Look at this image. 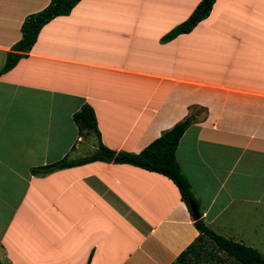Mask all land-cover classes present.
Instances as JSON below:
<instances>
[{
	"label": "crops",
	"instance_id": "0c3cea01",
	"mask_svg": "<svg viewBox=\"0 0 264 264\" xmlns=\"http://www.w3.org/2000/svg\"><path fill=\"white\" fill-rule=\"evenodd\" d=\"M79 0L8 70L23 18L48 0H0V264H170L198 235L175 185L95 159L137 153L190 117L174 158L214 233L264 257V0ZM93 110L98 136L72 114ZM114 157V156H113Z\"/></svg>",
	"mask_w": 264,
	"mask_h": 264
},
{
	"label": "trees",
	"instance_id": "16d2710c",
	"mask_svg": "<svg viewBox=\"0 0 264 264\" xmlns=\"http://www.w3.org/2000/svg\"><path fill=\"white\" fill-rule=\"evenodd\" d=\"M78 1L79 0H48V3L42 9L27 14L20 24V38L12 45L13 52H8L6 54L1 70L6 71L10 69L16 61L30 49L43 24L56 16L67 15ZM213 1L214 0H199L190 14L183 21L165 33L163 37H161V41L170 40L177 34L191 30L197 22L208 15ZM72 120L75 123L78 132L84 130L92 132L98 136L93 110L88 104H82L80 108L72 114ZM190 122V117H186L181 121L176 122L168 130L162 132L139 152L130 153L118 151L115 153L112 160L117 163H127L148 171L162 174L175 185L180 199L188 210L189 201L195 205L198 218L194 219L192 217V223L197 230L198 235L193 242L187 245V247L179 253L175 258L176 260L183 258L184 255L192 251L194 247L193 243L195 241H201L203 238H208L215 248L230 257L234 264H264V257L256 249L214 233L205 225L200 217L198 205L191 194L187 181L180 173L174 158V151L177 142ZM99 146L102 147L100 143ZM95 159L104 158L100 156H89L75 160L62 158L49 165L32 168L31 171L34 173L37 171L47 173L54 169L81 164Z\"/></svg>",
	"mask_w": 264,
	"mask_h": 264
},
{
	"label": "rangeland",
	"instance_id": "374dc122",
	"mask_svg": "<svg viewBox=\"0 0 264 264\" xmlns=\"http://www.w3.org/2000/svg\"><path fill=\"white\" fill-rule=\"evenodd\" d=\"M193 250L171 264H234L222 251H218L208 238L193 243Z\"/></svg>",
	"mask_w": 264,
	"mask_h": 264
},
{
	"label": "water",
	"instance_id": "95a60500",
	"mask_svg": "<svg viewBox=\"0 0 264 264\" xmlns=\"http://www.w3.org/2000/svg\"><path fill=\"white\" fill-rule=\"evenodd\" d=\"M97 155L100 156V157H103L105 159H112L113 156H114V153L111 152V151L105 150L101 146L98 145L97 146ZM188 204H189V210H190L191 216L194 219H197L198 218V213H197L195 205L191 201H189Z\"/></svg>",
	"mask_w": 264,
	"mask_h": 264
}]
</instances>
